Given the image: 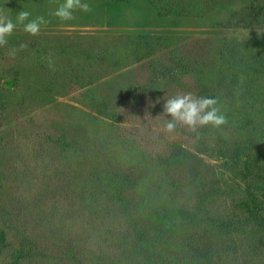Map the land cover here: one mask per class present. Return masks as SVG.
Masks as SVG:
<instances>
[{"label": "rangeland", "instance_id": "obj_1", "mask_svg": "<svg viewBox=\"0 0 264 264\" xmlns=\"http://www.w3.org/2000/svg\"><path fill=\"white\" fill-rule=\"evenodd\" d=\"M61 2L0 0L50 21L0 47V264H264V0ZM187 92L228 123L166 134Z\"/></svg>", "mask_w": 264, "mask_h": 264}, {"label": "clouds", "instance_id": "obj_2", "mask_svg": "<svg viewBox=\"0 0 264 264\" xmlns=\"http://www.w3.org/2000/svg\"><path fill=\"white\" fill-rule=\"evenodd\" d=\"M93 10V6L87 0H63L50 15L63 23L75 20L77 12L92 13ZM30 17L31 13L26 10L17 13L15 21L8 16L0 15V47L8 44L9 38L14 35L18 24L23 25L24 33L36 37L41 35L42 26L46 28L50 23L44 16H36L32 19ZM26 48L27 44L25 43L19 45V50ZM17 51L18 49L12 48L8 55L15 57ZM48 66L49 68L53 67L51 61ZM164 100V115L170 116L163 128L166 134L174 133L178 126L196 132L198 128L207 126L221 129L228 123L227 116L218 106L216 98L198 97L192 92H187L177 93L168 98L164 97Z\"/></svg>", "mask_w": 264, "mask_h": 264}]
</instances>
